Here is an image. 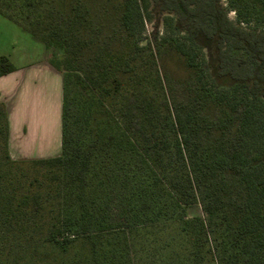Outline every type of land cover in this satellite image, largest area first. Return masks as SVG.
<instances>
[{"label": "trees", "instance_id": "obj_1", "mask_svg": "<svg viewBox=\"0 0 264 264\" xmlns=\"http://www.w3.org/2000/svg\"><path fill=\"white\" fill-rule=\"evenodd\" d=\"M118 1L103 36L88 0H0V15L40 40L62 74L57 157L11 159L0 102V235L63 247L72 232L90 243L82 264H123L139 254L136 233L198 204L204 218L178 215L180 249L155 261L264 264V27L251 26L263 0ZM145 14L174 35L156 22L139 47ZM165 56L182 75L160 69ZM14 70L0 56V76ZM99 172L128 188L129 229L108 232L96 212Z\"/></svg>", "mask_w": 264, "mask_h": 264}, {"label": "rangeland", "instance_id": "obj_2", "mask_svg": "<svg viewBox=\"0 0 264 264\" xmlns=\"http://www.w3.org/2000/svg\"><path fill=\"white\" fill-rule=\"evenodd\" d=\"M224 7H227V0H220ZM92 8L94 23L101 28L102 35L109 34L116 27L118 15V0H88ZM256 3L255 12L251 16V26L259 28L264 27V0ZM262 7L259 11L258 8ZM149 10V7L147 8ZM227 16L231 19H237V13L233 9L227 10ZM242 16H246L244 10H240ZM150 17V18H149ZM147 16L142 21V26H135L133 29L134 39L140 47L151 39V31L154 26H158V35H174L173 24L165 26L161 20L155 21L152 16ZM162 17V16H161ZM0 20L7 23L9 27L0 29V43H3L4 52H18L19 50L27 51V55H34L40 47L45 49L43 43L29 35L18 25L12 23L0 15ZM114 34V33H113ZM49 57V54H48ZM161 70H166L174 75H182L183 67L171 57L165 56L162 61H158ZM128 190L125 185L116 180L111 175L102 180V173L95 176L90 189V198L97 203L96 212L101 221L107 222L108 232L113 229H129L123 224L124 218L128 215L125 192ZM181 215L185 219L198 217L204 218L202 210L198 204L177 209L174 218L169 219L161 215L155 222L154 227L146 226L141 229L142 233H136L133 239V249L139 253L136 258L127 261L124 259L123 264H161L155 261L159 256H166L170 249H180L179 220L177 216ZM71 242L60 247L57 244H41L39 240H18L12 242L11 237L7 234L0 235V264H82L83 257L90 253V243L83 240L80 235L74 237L72 232H66ZM102 235V234H101ZM132 239V237H131ZM132 259V260H131Z\"/></svg>", "mask_w": 264, "mask_h": 264}, {"label": "crops", "instance_id": "obj_3", "mask_svg": "<svg viewBox=\"0 0 264 264\" xmlns=\"http://www.w3.org/2000/svg\"><path fill=\"white\" fill-rule=\"evenodd\" d=\"M9 27L0 20V29ZM15 70L0 76V102L6 109L7 150L13 160L57 157L61 153L62 74L48 63L45 49L4 52Z\"/></svg>", "mask_w": 264, "mask_h": 264}]
</instances>
